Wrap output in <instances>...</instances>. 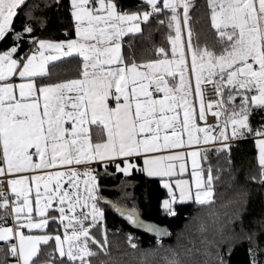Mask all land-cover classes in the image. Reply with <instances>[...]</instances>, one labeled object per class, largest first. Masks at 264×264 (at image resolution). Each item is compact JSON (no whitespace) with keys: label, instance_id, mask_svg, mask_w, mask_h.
<instances>
[{"label":"snow or ice","instance_id":"1","mask_svg":"<svg viewBox=\"0 0 264 264\" xmlns=\"http://www.w3.org/2000/svg\"><path fill=\"white\" fill-rule=\"evenodd\" d=\"M25 3L26 0H0V42L9 34L13 40L8 50L0 52V178L14 177L0 179V185L7 183L15 195L16 221L15 233L12 227H0V241L18 237V244L12 243L9 251L19 264H32L39 246L50 240L55 241L59 256L67 257L72 264H89L88 258L96 255L89 248V240L106 251V230H102L104 244L90 237V229L104 218L97 206L98 176L92 168L78 172L77 166H106L122 158L124 166L116 164L117 172L129 176L135 168L148 177L161 178L168 192L162 209L174 216L177 201L211 202L214 178L211 168L204 178L198 162L201 149L197 147L187 153L192 158L194 183L181 179L169 182L177 175V168L179 173L186 171V153L172 150L218 142L216 151L226 152L230 150V140L253 134L264 182V117L259 128L253 129L250 122L254 109L264 112V0H208L211 24L223 45L219 54L199 47L194 39L189 15L195 6L193 0H142L150 9L145 11L119 9L115 0H95V4L93 0H70L77 39L53 42L31 37L33 47L17 55L20 42L34 31L27 23V15L21 29L14 28V20ZM181 8L198 116L204 127L196 122L193 81L187 75L189 63L182 42ZM165 11L171 13L170 17L158 23L174 27L175 35L169 37L171 58L160 47L161 59L125 64L122 38L142 33L141 24ZM74 56L82 57L80 79L54 84L37 82L49 75L50 63ZM13 77H19L21 82H9ZM206 84L216 89L219 99L215 102L205 103ZM237 96L239 104L235 103ZM110 97L115 107L109 106ZM209 112L218 118L215 128L207 126ZM137 157L142 158L143 167L130 162ZM33 170H44L45 174L31 178L23 175ZM31 181H35L38 220L33 219L29 199L33 192ZM9 206L0 189V209ZM114 207L132 224L151 232L162 231L140 220L135 208ZM49 210L58 211L59 216L49 217ZM49 219L63 225V239L61 235L26 236L21 231L46 229Z\"/></svg>","mask_w":264,"mask_h":264},{"label":"trees","instance_id":"2","mask_svg":"<svg viewBox=\"0 0 264 264\" xmlns=\"http://www.w3.org/2000/svg\"><path fill=\"white\" fill-rule=\"evenodd\" d=\"M115 2L122 10L149 9L142 0ZM193 3L195 6L189 10V15L194 39L198 40L199 47L219 53L223 45L210 23L208 1L193 0ZM26 15L27 23L34 31L20 42L17 55L29 51L31 37L61 39L73 36L74 22L69 0H26L14 20L15 30L21 29ZM170 15L165 11L153 16L148 23L142 24V33L122 38L126 62L139 63L159 58L160 47L171 55L169 37L175 35L174 27L158 23L159 20L167 21ZM12 45L9 34L0 42V51L8 50ZM80 62V58L74 56L50 63L49 75L38 78L37 82H56L79 76ZM261 117H264V112L254 109L250 117L253 129L260 127ZM255 140L253 134H246L229 141V151H216L219 144L205 148L202 167L206 177L207 169H212L213 198L206 204L176 202L173 205L174 216L162 209L161 200L168 196V192L160 178L148 177L135 168L131 175L125 176L116 170V164L121 165V161L106 166L97 163L94 169L99 180L97 206L104 212V218L101 224L90 229V237L104 244L102 230H106L107 244L105 251L89 240L90 250L96 253L88 258L89 264H220L221 258L223 264H264V182L260 178ZM136 165L140 167V162L136 161ZM114 205L135 208L142 219L164 226L168 237H155L131 226ZM55 223L59 225L56 231H60L59 221ZM0 264H15L10 257L8 241L0 242ZM32 264L72 262L67 257H59L50 240L39 247Z\"/></svg>","mask_w":264,"mask_h":264},{"label":"crops","instance_id":"3","mask_svg":"<svg viewBox=\"0 0 264 264\" xmlns=\"http://www.w3.org/2000/svg\"><path fill=\"white\" fill-rule=\"evenodd\" d=\"M69 2H70V0H69ZM93 4H95V0H93ZM148 10H150V9H148ZM131 11H137V10H131ZM182 12H183V9L181 8V16H182ZM71 13H72V8H71V4H70V15H71V17L73 19V22H74V18H73V16H72ZM210 23H211V20H210ZM141 28H142V24H141ZM185 28H186V26H185ZM181 30H182V40H183L182 42L184 44L185 53H186V56L188 57V63H189V71H188L187 75L192 78V81H193V85H192L193 86V91H194V94L196 96L195 87H194V74L191 72V67H190V53H189V50L187 48V45H188L187 44V38H186V35L184 33L183 17H182V22H181ZM38 39H41V40H49V41H53V42H67V41H70V40H75V39H77V34H76V31H75V22H74L73 36L72 37L61 38V39H48V38H38ZM170 43H171V40H170ZM221 51H222V49L220 50V52ZM0 52H3V51H0ZM219 53H216V54H219ZM52 54H56V53L53 52ZM122 55H123V52H122ZM79 58L81 60V62H80V68H81L80 73L81 74L79 76L70 77V78L63 79V80L56 81V82H47V83H40V84H54V83H60V82H67V81H70V80H73V79H80L82 77V57H79ZM161 58H163V57H159V58H155V59H152V60H148V61H144V62H139V63L135 62V63H137V64H145L147 62L154 61V60L161 59ZM169 58H171V55H169ZM124 63L127 64V65H130L133 62H126L124 60ZM141 70H143V69H141ZM9 82L14 83V84H18L21 81H20L19 77H13V78L10 79ZM172 84H173V82L170 80L169 81V86H172ZM154 95H156V94L154 93ZM227 95H228V92H227V89H225L224 90V96H225V98L227 97ZM196 98H197V96H196ZM235 103L236 104H239L240 103V97L239 96H237ZM108 104H109L110 107H115V101L111 97L108 100ZM226 106L229 107V108L231 107V105L230 104H227V102H226ZM196 107H197V112H198V101H197V106ZM213 110H216V109H213ZM198 125L201 126V127H204L205 126V124H198ZM92 131H93V140L95 141L96 140V135H95L96 129H95V126L92 127ZM232 140H234V139H232ZM211 145H213V143L212 142H209V144H207V145H204L203 143L201 145H199V146H187L186 145L185 148L177 149V150H172V151H184L186 153V159L184 161L185 164H186V171L183 172V173H179V170L177 168V175L171 177L169 182H171V183L174 184L175 180L181 179V180H188L190 182V184L194 183V177L192 176V158L190 156H188L187 153L190 152V151H192V150H195L197 147H199L201 149V156L198 158V162H199L200 169H203V167H202V153L204 152L205 148H207V147H209ZM161 154L167 155V154H170V152H163ZM115 161H121V165L120 166L121 167L124 166V162H123L122 158H117ZM136 161H139L140 162V167H143V160H142V158L137 157V158H134L133 160H131L130 162L136 164ZM59 170L60 171H65V168H60ZM44 174H45V171L44 170H33V171L26 172L23 175H27V176H29L31 178L32 176H35V175H44ZM203 176L206 179V175H205V172L204 171H203ZM11 178H14V177L8 176L7 179H11ZM161 182H162V180H161ZM30 186L33 188V192L29 196V199L32 200V206H33V213H32V215H33V219L34 220H38L39 219V217H38L39 205H37L36 204V201H35V181H31ZM8 187H9V190H10V185H8ZM64 187L67 189L68 188V185L65 183ZM42 191H43V188H41V192ZM176 191H177V195H178L179 190L176 189ZM12 196H13V200H12V211H13V204L15 202V195L12 193ZM165 199H168V196L165 197V198H163L161 200V206H162V201L165 200ZM177 202H179V201H177ZM185 202H194V201L193 200H188V201H185ZM180 203H183V202H180ZM56 207H57V205L54 202L53 203V208L55 209ZM13 216H14V226L13 227L9 223H5V222L4 223H0V227H12L13 230H14V233H15V231H16V221H15V214H14V212H13ZM48 216L49 217H52V216L58 217L59 216V212L58 211L49 210ZM50 221H52V220L49 219V224H48V227L46 229H28V228H23V229H21V231H23L26 236H28V235H32V236H39V235H52V236H54V235H61V238L63 239V233H64L63 225L60 224V231H56V229H58V226L59 225L57 226L55 222H53V221L50 222ZM57 222H58V220H57ZM48 228H49V230H48ZM69 234H71V229H69ZM51 241L53 242L54 250H55L56 254L59 256V253H58V250H57V246H56L55 241L54 240H51ZM0 242H3V241H0ZM8 242H9V250H10V246H11L12 243L18 244V237L16 235H14L11 238V240L8 241ZM41 245H43V244H41ZM10 257L13 258L11 255H10ZM13 261H14L15 264H19V261L16 258H13Z\"/></svg>","mask_w":264,"mask_h":264},{"label":"built area","instance_id":"4","mask_svg":"<svg viewBox=\"0 0 264 264\" xmlns=\"http://www.w3.org/2000/svg\"><path fill=\"white\" fill-rule=\"evenodd\" d=\"M59 1V0H56ZM180 13H181V9H180ZM181 22H182V16H181ZM33 47V44H31L29 46V49ZM150 91L152 90L151 88L149 89ZM155 93V92H154ZM203 93H204V100L205 103L207 104L208 101H213L215 102L217 99H219L216 89L214 88V86L212 84H206L203 85ZM194 105L197 106V98L194 94L193 91V96H192ZM215 111V110H213ZM198 124H205L204 121H201L199 119L198 116V112H197V121ZM218 124V118L216 116L211 115V113L209 112V114L207 115V126H212L213 128H215V126ZM219 129H216V131H218ZM215 134V132H214ZM213 144H219L218 142H212ZM97 166V163H92L89 165H83V166H77V171H84L87 168H92L95 169ZM67 170V169H65ZM8 177H4V178H0V179H7ZM0 189H2L3 193L5 196H7L8 200H9V207L7 209H1L0 212V223H9L12 227L14 226V216H13V211H12V200H13V196L12 193L9 190L8 184L5 183L3 185H0ZM7 214V219H3V217Z\"/></svg>","mask_w":264,"mask_h":264},{"label":"water","instance_id":"5","mask_svg":"<svg viewBox=\"0 0 264 264\" xmlns=\"http://www.w3.org/2000/svg\"><path fill=\"white\" fill-rule=\"evenodd\" d=\"M105 201H107V199H106ZM126 209H128V208H126ZM138 216H139V215H138ZM122 217H123L124 220H125L128 224H130L131 226H133V227H135V228H137V229H139V230H142V231H144V232H146V233H149V234H151L152 236L159 237V238L168 237V230H167L164 226H162V225H159V224H156V223H153V222H150V221L144 220V219H142V218L139 216L140 220L146 222L147 224L156 225V226H158L160 229H162V231L151 232V231H148L147 228H145V227H141V226H139V225H134V224H132L130 221L127 220V218H126L125 216H122Z\"/></svg>","mask_w":264,"mask_h":264},{"label":"rangeland","instance_id":"6","mask_svg":"<svg viewBox=\"0 0 264 264\" xmlns=\"http://www.w3.org/2000/svg\"><path fill=\"white\" fill-rule=\"evenodd\" d=\"M182 17H183V12H182ZM183 26H184V33H186L184 21H183ZM182 41H183V40H182ZM187 48H188V45H187ZM188 50H189V49H188ZM189 53H190V51H189ZM197 101H198V97H197ZM81 179H83V177H82ZM81 187H83V185H82Z\"/></svg>","mask_w":264,"mask_h":264}]
</instances>
